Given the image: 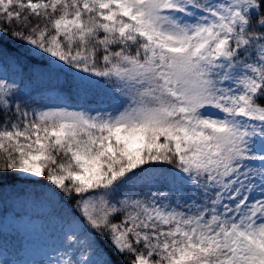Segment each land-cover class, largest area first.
Segmentation results:
<instances>
[{
    "label": "snow or ice",
    "instance_id": "obj_1",
    "mask_svg": "<svg viewBox=\"0 0 264 264\" xmlns=\"http://www.w3.org/2000/svg\"><path fill=\"white\" fill-rule=\"evenodd\" d=\"M6 195L43 264H264V0H0Z\"/></svg>",
    "mask_w": 264,
    "mask_h": 264
},
{
    "label": "trees",
    "instance_id": "obj_2",
    "mask_svg": "<svg viewBox=\"0 0 264 264\" xmlns=\"http://www.w3.org/2000/svg\"><path fill=\"white\" fill-rule=\"evenodd\" d=\"M65 80V76L62 73H57L55 71H45L43 75L34 80L31 84V90L33 94H39L37 99H41V93L44 91H48L51 89L60 90V86L63 84ZM76 102L83 103V98L78 101H73V104ZM23 209L21 206L14 201L9 196H5L3 201L0 202V233L3 234L4 240L0 237V256H4L7 258L16 259L21 257L18 255L23 250V243L21 242V238L18 237L13 231L7 230L4 227V220L9 212H22ZM13 213V215H14ZM30 215H34L31 214ZM43 223L44 230H48V234L52 238V245L57 246L59 243V237L57 234L58 225L55 221L49 219L48 217L40 218Z\"/></svg>",
    "mask_w": 264,
    "mask_h": 264
},
{
    "label": "rangeland",
    "instance_id": "obj_3",
    "mask_svg": "<svg viewBox=\"0 0 264 264\" xmlns=\"http://www.w3.org/2000/svg\"><path fill=\"white\" fill-rule=\"evenodd\" d=\"M58 89H51L41 93L43 99L48 97L55 98ZM38 96L39 94H35ZM14 212L6 214L4 220V227L7 230L13 231L18 237L21 238L23 243V250L18 254L21 257L12 259L0 256V261H8L9 264H43V261L54 251L56 246L52 245V238L48 234V230H44L43 223L40 220L28 222L25 217V222L21 223L14 219ZM58 236L60 231L58 227Z\"/></svg>",
    "mask_w": 264,
    "mask_h": 264
}]
</instances>
